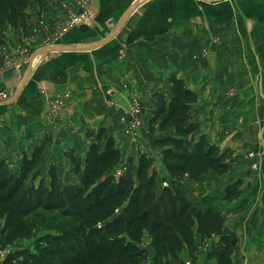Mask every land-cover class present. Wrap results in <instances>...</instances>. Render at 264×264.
I'll use <instances>...</instances> for the list:
<instances>
[{
    "label": "crops",
    "instance_id": "crops-1",
    "mask_svg": "<svg viewBox=\"0 0 264 264\" xmlns=\"http://www.w3.org/2000/svg\"><path fill=\"white\" fill-rule=\"evenodd\" d=\"M194 4L199 7L194 0H95L91 7V22L67 32L49 46L44 45L52 41L47 32L49 23L62 26L67 13L65 6L71 7L74 0H51L47 13L40 18L38 8L34 7L29 11L31 29L26 36L9 30L7 44L0 46L1 54L5 49L15 48L14 42L21 40L22 46L30 52V59L24 66L28 79L24 81V78L13 77L9 71L2 72L0 92L6 94L9 103L19 92L18 110L27 122L30 119L34 141L45 138L44 154L49 158L55 151L67 148L74 150V155L82 159L89 144L86 132L104 127L116 142L121 154L120 163L127 167V159L131 158L134 170L140 154L153 158L151 146L143 138L142 131L147 128L150 111L157 106L156 101L150 98V90L162 81L167 83V78L176 76L183 79L187 87L196 92L198 101L212 98L211 92L204 89L207 86L212 89L214 85L234 84L241 87L250 85L255 91V99L259 94L264 102V0H228L223 5V14L217 13V8L212 14H207L209 16L204 21L213 28L217 24L225 27L223 59L220 61L223 79L215 70L203 75L205 69L182 59L186 53L199 51L201 43L207 45L213 36L207 28L201 30L200 14H185V7H193ZM132 11L134 14L130 15ZM126 14L130 15L127 23L135 22L133 34L140 36L136 38L143 40L144 47L149 45L151 49H144L141 45V48L122 45L133 38L129 32L123 41L119 35L115 37L116 25ZM156 43L155 48L153 45ZM210 48L213 50L212 46ZM138 75L145 82L137 81ZM124 84L144 103L139 117L138 143L135 142L137 138L133 141L126 135V125L132 119L128 113L132 94L123 87ZM107 89L114 91L113 105L107 104L103 96ZM243 92L236 97H239L237 101L244 102L252 95L245 90ZM59 94L69 96L66 107L60 111L57 121L47 120L44 99ZM2 101L6 100L0 98V103ZM1 107L0 114L3 113ZM29 111L35 112L34 116L28 114ZM205 111L206 116L199 111L197 119L202 132L222 150H230L234 160L223 175L227 176V184L222 188L221 197L225 187L236 180H241L248 187L239 199L224 202L228 205L218 210L223 212L226 225L237 235L243 264H264V130H256L254 126L240 128L243 112L235 115L233 121H224L226 124L223 122L221 125L219 113L214 115L216 120L215 117L210 118L212 113L209 110ZM205 118H209L206 123ZM221 126L223 134L220 133ZM159 158L161 161V155ZM162 168V178L168 180L163 165ZM145 241L148 242L147 239ZM148 250L152 259L154 253L151 248ZM201 251L202 248L198 247L195 264L202 262ZM179 259L183 263L191 261L186 249L179 254ZM147 264H153L152 260Z\"/></svg>",
    "mask_w": 264,
    "mask_h": 264
},
{
    "label": "trees",
    "instance_id": "trees-1",
    "mask_svg": "<svg viewBox=\"0 0 264 264\" xmlns=\"http://www.w3.org/2000/svg\"><path fill=\"white\" fill-rule=\"evenodd\" d=\"M51 0H0V46L7 44L12 30L25 37L31 29L29 11L47 13ZM21 42V40H18ZM169 97L152 94L157 102L150 111L148 132L170 133L153 140L160 150L168 175L167 186L157 191L158 174L153 159L140 154L133 170L132 159L118 176L111 172L121 154L104 127L86 132L89 140L82 159L73 152L65 156L71 164L63 184L54 166L34 183L44 142L30 154L22 152L13 168L0 159V251L31 237L27 218L42 211L64 220L57 235L40 238L29 248L6 253L1 264H143L148 251L153 264H184L179 254L186 249L192 262L198 247L215 239L206 253L208 264H234L239 247L235 231L226 225L214 197L192 199L184 184L200 182L213 173L225 175L234 162L230 150L210 142L197 120V94L179 77L167 78ZM236 180L224 189L221 201L231 203L245 189Z\"/></svg>",
    "mask_w": 264,
    "mask_h": 264
},
{
    "label": "rangeland",
    "instance_id": "rangeland-1",
    "mask_svg": "<svg viewBox=\"0 0 264 264\" xmlns=\"http://www.w3.org/2000/svg\"><path fill=\"white\" fill-rule=\"evenodd\" d=\"M79 0H77L78 3ZM228 0H194V2H197L199 7H196V4L192 7V5H187L185 7V14L188 13L191 15H199L200 16V28L201 30H204L207 28L208 31H210L213 36L209 38L210 47H208L209 43L207 45H203L201 43L199 51H192V53H186L184 54V60H189L194 62V64L197 66V68L205 69L206 72L203 75H209V72H212V70H215L217 73V76H220V78L223 79V70H220L222 67V61L223 59V45H224V33H223V26L224 24H217L215 25V28L211 26V24H208L207 21H204L207 16L212 14L214 12V8H217V13L223 14L224 12V3H226ZM95 0H89V1H83L81 6H76L75 2L74 5L71 7L63 6L66 9V16L64 17V23L62 26L58 27V25H52V23H49V28L47 29L49 37L52 38V41L44 43V45L52 44V42L59 39L62 35L66 34L67 32L78 28L81 25H88L91 22V17L93 16V13L91 12V7L94 4ZM134 14V11L130 13V15ZM209 14V15H207ZM83 15L84 20L82 22L73 23L76 21L79 16ZM129 15V14H128ZM127 14L125 15V18L120 20V22L116 25L115 28V37H120V41H123L124 36L129 32V35H132L133 38L128 40L127 42L122 43V45H125L127 47H140L144 49H151L149 45L145 46V42L143 40L136 38L137 35L133 34V30L135 29V22L131 21L128 23L126 22L129 18ZM137 18V16H135ZM73 23V24H72ZM222 25V26H219ZM66 27V32H63L62 29ZM239 28V27H238ZM236 27V30H238ZM240 30V29H239ZM140 37V36H137ZM136 38V39H135ZM156 42H158V39H156ZM18 40L14 42L13 49H5L0 54V73L9 71L12 74V66L15 64L22 63L21 70H20V76L18 78H24V81L28 79V71H25V65L28 63L27 60L30 59V52L25 47L24 54L20 55L18 53V49H16V46L18 47L21 45ZM153 47H157V43L153 45ZM141 48V47H140ZM123 53V52H122ZM140 53V52H139ZM138 53L137 59L141 58L140 54ZM123 56V54H122ZM215 56L217 58H215ZM29 58V59H28ZM215 61V62H214ZM27 62V63H26ZM26 63V64H25ZM138 63L140 61L138 60ZM26 72V74H25ZM137 72V71H136ZM146 72V71H145ZM249 73H251V70H248ZM139 74V73H137ZM136 74V75H137ZM249 75V74H248ZM204 76V77H206ZM139 78H137V81H142V78L138 75ZM142 77H144L142 75ZM202 77V78H204ZM215 80H218L216 78ZM149 81V79L147 80ZM207 81V80H205ZM210 81V79L208 80ZM234 80H231L233 82ZM145 82V81H142ZM215 86V87H214ZM212 89H209V87H205L204 89L208 92L210 91L212 98H204V101H198L196 105V111H197V119L199 115V111L204 112L202 114L206 116V111L209 110L212 115L211 117H215L214 115L217 114L219 117V120H221V125L224 121H233V118L238 113H242V125L240 128H244L246 126H254L256 130H264V102H262L261 96L258 94V98L255 99V91L252 90V87L250 85H245L244 87L234 85V84H228V85H214ZM125 89H129V86L123 85ZM259 91L261 92L260 87H257ZM159 89V92L157 91ZM243 90L247 94H252L251 96H248V98L245 99L244 102L237 101L238 98H236L240 93H244ZM113 91V90H112ZM152 91V94L159 93L163 95L164 97H169V89L167 86L166 81H162L156 85V88ZM148 91V92H150ZM114 92V91H113ZM130 94L134 95L132 99L137 100L140 105H143V100L140 98L139 95H137L135 92L132 93L130 90ZM196 93V92H195ZM148 94V93H147ZM152 94L150 96H152ZM205 94V93H204ZM207 94V93H206ZM1 99L6 100L2 101L0 105L2 106L1 109H3V113L0 114V157L9 162V164L14 168L18 161L20 160V156L22 152H27L30 154L34 147L39 146L42 142H44L45 147V138H38L35 139L33 137V127L30 119H27L29 122H27L24 118L21 116V112L18 110V107L20 106L19 102L17 101L19 92L17 97L13 99L12 102H8L7 96L5 93L0 92ZM62 95V94H59ZM66 95V94H63ZM68 96V95H67ZM69 97V96H68ZM198 97V96H197ZM152 98V97H150ZM148 99V98H147ZM146 99V100H147ZM47 98L44 99V104ZM157 103V102H156ZM116 106V104H115ZM28 114L34 116L35 112L29 111ZM226 113V114H225ZM226 116H225V115ZM225 117V118H223ZM29 118V117H27ZM32 119V118H31ZM49 120L48 118H46ZM212 119V118H211ZM217 120V117H215ZM141 120V119H140ZM209 120L205 118V123ZM51 121V120H50ZM224 124H226L224 122ZM223 126H221V134H223ZM219 130V131H220ZM138 132H140L138 130ZM143 138L147 140L148 144L151 146L152 152V159L153 164L156 169L158 178H157V191H160L164 184H167L166 178H162V163L160 161V150L157 149L154 144L153 140L168 135L170 132L166 131L164 133L155 132L153 134H150L148 132V128L144 129L143 131ZM141 132V134H142ZM138 136V134H137ZM140 136V135H139ZM142 136V135H141ZM140 136V137H141ZM137 138V137H136ZM130 139V138H129ZM132 140V139H131ZM134 141V140H133ZM137 141H140L138 138ZM68 152H75L71 149H65L60 151H55V153L49 158L46 154H44V148L42 155L39 159L38 165L36 167V171L38 172V176L36 177L34 183L37 184L39 178L43 177L46 181H48V170L50 166H54L58 175L59 183L63 184L65 181V178L67 176V173L69 172L71 168V164L69 160L66 158V154ZM252 154L250 153V156ZM126 170V166L119 163L114 170H112V174L115 176H118L120 174H123ZM225 178L227 176H217L213 173H210L208 175H205L202 177L200 182H194V183H187L184 181V184L188 187L192 199H200L201 197H214L217 199V201L214 203L213 207L215 209H219V207L223 205H228L224 202H222L221 199V191L224 185H226L227 181H225ZM224 207V206H223ZM225 210V209H224ZM27 223L31 227V237L26 240L17 241L12 247L6 248L5 251H0V264L4 260L6 253L9 251H14L18 248H29L33 250L34 245L37 243V241L45 236L48 235H57L60 231V226H62V223L64 220L59 218L56 213H45L42 211L37 212L35 215L27 218ZM2 226V222L0 221V228ZM215 239H212L210 241L206 242V245L202 248L201 251V261L199 264H208L206 259V253L211 248V245L215 242ZM148 242L144 241L142 244V247L145 249H150ZM201 248V247H200ZM147 249V251H149ZM151 253L149 252L147 260L143 264L150 263ZM241 255H240V249L237 255V258L234 257V264H243L241 261ZM194 263V262H193ZM195 264V263H194ZM197 264V263H196Z\"/></svg>",
    "mask_w": 264,
    "mask_h": 264
},
{
    "label": "built area",
    "instance_id": "built-area-1",
    "mask_svg": "<svg viewBox=\"0 0 264 264\" xmlns=\"http://www.w3.org/2000/svg\"><path fill=\"white\" fill-rule=\"evenodd\" d=\"M83 1H89V0H79L78 3H77V0H74L76 6H81ZM92 18H93V16L91 17V19ZM83 20H84V16L81 15L73 23L82 22ZM66 27L67 26H65L62 29L63 32H66ZM16 49H18V53L20 55L24 54V52L26 50L22 46V44L19 45L18 47L16 46ZM28 61L29 60H27V62ZM21 66H22V63L15 64L12 66L11 70H12L13 77L17 78L20 76ZM113 95H114V92L111 89L104 90L103 96L106 98L107 104L113 105V102L111 100ZM0 96H3V95H0ZM46 98H47V100L45 101V104H44V115L51 121H57L59 119L60 111L66 107V101L68 99V96L67 95H55V96L46 97ZM128 113L132 117V119L129 120L127 125H126V135L130 139L135 140L137 137V132H138L139 128L141 127V120L139 117H141V115H142V107L137 100L131 99L130 108H129ZM164 186H167V184L165 183ZM184 264H193V262L187 261V262H184Z\"/></svg>",
    "mask_w": 264,
    "mask_h": 264
}]
</instances>
